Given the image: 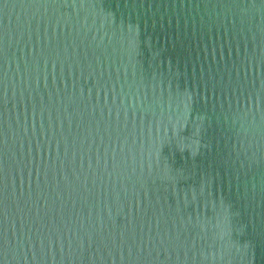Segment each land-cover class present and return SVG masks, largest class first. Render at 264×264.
Instances as JSON below:
<instances>
[{"label":"water","instance_id":"95a60500","mask_svg":"<svg viewBox=\"0 0 264 264\" xmlns=\"http://www.w3.org/2000/svg\"><path fill=\"white\" fill-rule=\"evenodd\" d=\"M0 264H264V0H0Z\"/></svg>","mask_w":264,"mask_h":264}]
</instances>
